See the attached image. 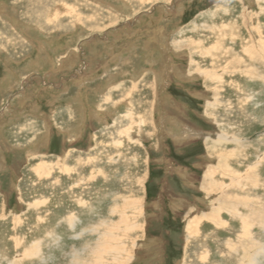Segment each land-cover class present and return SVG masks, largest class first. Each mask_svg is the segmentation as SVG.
<instances>
[{
    "label": "rangeland",
    "instance_id": "374dc122",
    "mask_svg": "<svg viewBox=\"0 0 264 264\" xmlns=\"http://www.w3.org/2000/svg\"><path fill=\"white\" fill-rule=\"evenodd\" d=\"M111 227L125 264L261 253L264 0H0V264H72Z\"/></svg>",
    "mask_w": 264,
    "mask_h": 264
},
{
    "label": "bare ground",
    "instance_id": "6f19581e",
    "mask_svg": "<svg viewBox=\"0 0 264 264\" xmlns=\"http://www.w3.org/2000/svg\"><path fill=\"white\" fill-rule=\"evenodd\" d=\"M59 12V14L61 13V11L59 10L58 11ZM48 16V15H47ZM53 16V15H52ZM50 138V137H49ZM217 143H219V142H217ZM49 149V148H48ZM211 153H212V155H213V153H214V155H215V152H213V151H211ZM54 154V153H53ZM226 153H221V156H223V155H225ZM221 160H223V167H229L227 170H230V177H232V182L233 181H235V183H237L238 184V182H237V179H235L236 177H233L232 175H231V167L229 166V165H227V162H228V160H230V158H229V156H226V157H222L221 158ZM220 164H221V162H220ZM49 167L50 166H48L47 164L46 165H43V168H44V170H37V169H35V171H36V173H38V175H40L41 176V174H46V175H48L51 171H50V169H49ZM67 167V166H66ZM51 168V167H50ZM67 171H69V167H67L66 169H65V172H67ZM212 174L210 173V172H207L206 174H205V176H204V180H202L203 182L204 181H206V180H210V178H208V177H210ZM207 178V179H206ZM250 179V178H249ZM250 181V180H249ZM143 186V185H142ZM246 202H250L249 200H247ZM127 205H128V208H130V210L133 212V214H134V216H136V218L137 217H140L139 216V214L141 215V213L140 212H138L137 211V209L139 208V205L136 203V202H134V201H132V199H128V200H125V205H123V206H125V207H120V206H117L116 207V209H115V213H117V214H119V216L122 218V222L123 223H126V228H128V221H129V217H127V213H128V211H126V210H124V208H126L127 207ZM246 206H248V207H250V205H246ZM230 207V209L231 210H234L235 209V206L233 205V203L229 206ZM223 209H225V208H223V207H220V202H218V205L216 206V207H213V213H215V215H217V214H219V212L221 211V210H223ZM220 213H222V211L220 212ZM222 215V214H221ZM212 216H214L213 214H208V215H204V217H199L198 219H197V217L196 216H194V217H192L191 219H190V221L189 222H187V224H186V226H185V231H186V235H189V237H191L198 229H199V227L201 226H199L198 227V229H196V227L199 225V224H201L202 223V219H204V218H206V219H208V220H210L211 218H212ZM73 220V219H72ZM251 221V218H249V220H245L243 223H242V226L243 225H245V226H243L242 227V233H244V232H246V234L247 235H250L249 233H248V229H246L247 228V226H248V222H250ZM104 222V221H103ZM69 223V222H68ZM253 223V222H252ZM104 224V223H103ZM130 224V223H129ZM73 227H74V225H73ZM132 227V226H131ZM110 228V227H109ZM132 228H134V227H132ZM88 230V229H87ZM92 230V229H91ZM97 230V229H96ZM249 231H251V229H249ZM79 232V231H78ZM85 232V231H84ZM97 232V231H96ZM91 233V232H90ZM98 233H99V231H98ZM80 235V234H79ZM84 235V234H83ZM243 236H244V234H242ZM82 236V235H81ZM105 236H108V239H107V241H104V243H101L103 240H104V237ZM114 230H113V228L111 227V230H105V232L102 234V236L101 237H103L102 238V240H100L98 243H97V245L96 246H94V248H91V249H89L88 247V250L92 253V257L90 258L91 259V263H93V264H112V263H109L108 262V260H107V258H108V256L110 257V258H112V262L113 263H115V264H125V261L129 258H120V256H121V254L125 251V246H118V245H116V246H107L108 244H110V245H112L111 244V240H114ZM80 237V236H79ZM98 237V236H97ZM245 237V236H244ZM244 237H241V238H244ZM98 239V238H97ZM79 240V239H78ZM232 241V240H231ZM237 245V244H236ZM239 245V244H238ZM263 246V245H262ZM74 247V246H73ZM87 248H85L84 250H81L80 249V251H75L74 253H72L73 254V258H72V264H91L90 263V260H88V255H89V251L87 252L86 251V249ZM246 249V248H245ZM85 251L87 252V254L88 255H86V253H85ZM262 253H264V247H262V249H261V253H259V254H257L256 256H255V258L253 259L252 258V261H251V264H254L256 261H258V259H260L261 257L263 258V255H261ZM261 255V256H260ZM89 256H91V255H89ZM130 256V255H129ZM92 258L95 260V261H92ZM253 262V263H252Z\"/></svg>",
    "mask_w": 264,
    "mask_h": 264
}]
</instances>
